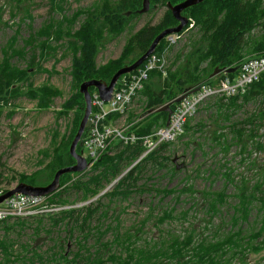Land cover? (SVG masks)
Wrapping results in <instances>:
<instances>
[{
	"label": "trees",
	"instance_id": "1",
	"mask_svg": "<svg viewBox=\"0 0 264 264\" xmlns=\"http://www.w3.org/2000/svg\"><path fill=\"white\" fill-rule=\"evenodd\" d=\"M5 1L10 6L12 18H17L20 13L23 16L16 24L17 29L14 34L2 48L0 101H13L11 105H15V101L20 96L17 85L29 74L30 79L37 73L45 72L47 69L44 67V63L49 58H53L55 53L57 55L61 50L69 51L70 49L72 51L71 88L75 93L66 103L65 108L68 111L79 106L78 122L84 115L85 106L84 97L78 92L80 85L90 80L109 83L120 69L135 63L148 51L160 33L179 25L168 4L177 5L185 0H150L154 6L167 8L164 17L159 23L154 25L148 23L131 34L125 42L120 57L110 60L102 66H99L97 62L99 54L109 43L130 29L134 20L142 16L140 10L143 7V0H98L87 10H78L71 15L68 14L70 11L67 10L69 0H49L52 11H58L61 19L51 18L37 31L33 32L31 29L28 38L23 39L22 45L19 44L21 25L29 21L28 26L32 28L34 21L32 0ZM3 8L5 7L0 0V29L3 26L9 27L8 22H3L5 10ZM183 15L187 18H193L198 28L189 32V39L191 38L189 49L187 52L177 55L174 67L169 70L166 77H163L159 70L151 72L142 91L149 96H147L149 99L148 108L150 109L148 113L165 106L181 95L194 92L200 85L216 86L219 77H213V75L217 70L222 72V77L235 78L246 60L252 59L253 56L254 58L264 56V0H205L201 4L185 10ZM81 18L84 19L77 27ZM187 28L189 27L187 26ZM196 33L199 34L195 38ZM165 43L166 39L159 44L155 54L161 55ZM182 58L187 61L185 69L183 66L177 67V63ZM15 59L26 64V67L21 68L14 64ZM34 91L36 90L32 89L26 94L28 99L35 100ZM40 92L42 96H46L42 98L41 107L43 108H46L52 98L57 96L56 92L47 88L40 89ZM96 92L95 88H90L91 95ZM251 103L258 105L254 112L242 121L233 122L232 117ZM176 106L177 103L171 106L172 111L175 110ZM213 106L217 109L213 116L214 121L219 126L218 130L214 132L215 144L226 152L236 147L242 156L243 164L250 161L252 154L248 150L249 144L245 138L249 137L248 139H252L260 148L263 147L257 139L261 137L259 130L264 127V74L259 82L251 86L246 95L231 98L228 102L219 101ZM148 113L144 120L135 124L128 131L129 134L142 137L149 135L152 127L156 124L162 123V127L167 125L168 113L161 112L150 115ZM202 127L200 125L199 130ZM184 130L182 139L188 137L190 133L196 134L194 126H190L189 121ZM88 134L89 127H86L82 141ZM82 141L77 148L79 153L84 152ZM171 148V143L164 144L156 153L134 164V167L129 170L128 176L121 179L109 196L128 198L134 193L133 190H136L135 187L142 179L145 171L151 170L155 173L161 171L169 161L174 164L170 156L166 157L171 152ZM117 150L118 153L112 151L113 156L109 154L103 156L92 167L89 176L87 175L88 179L86 181L83 178L79 179L72 187L96 196L103 189L104 183L118 178L144 153L140 144L124 146L120 143ZM245 154L247 157H244ZM57 159L58 169L76 164L67 147L59 151ZM224 164L222 168L226 172L220 173L224 180L222 189L220 191L209 189L210 191L203 193L205 196L204 207L207 209L210 219L218 214L222 215L221 209L229 205V199L234 198L236 200L235 204L231 206L233 210V214L230 216L231 229L221 239L219 238L220 229L213 231V238L204 235L201 239H197L195 230H191L186 237H171L166 241L153 242L152 245L148 243L147 247L150 246L149 248L137 249L133 244H128L127 240H122L117 231L113 242L122 247L123 252L109 255L106 261L102 260L99 253L97 255L91 254L95 258H90L87 262L90 264H232L234 260H239L246 264L250 253L259 254L263 252L264 180L258 181L253 186L250 185L245 176H241L240 181H236L234 170L227 168V163ZM177 170V166L174 165V173ZM70 176L71 174L63 175L60 186ZM211 176H213L212 172H210L209 177ZM22 182L25 181L22 180ZM42 183L37 179L27 182L32 186H40ZM229 187L233 188V194H228ZM187 189L192 191V186ZM163 192L158 191L160 194ZM173 193H175L174 190L166 191L167 195ZM253 210L258 211L259 217L250 225L249 231H245L242 225L249 223ZM173 212V209L163 212L159 222L174 220ZM93 213V210H88L85 218H77L78 222L82 221L84 233L86 224ZM76 214V211L64 213L55 223L58 226L66 218L73 220L76 218ZM209 223L205 226L207 230ZM5 226L6 224H0V227ZM107 233L105 232V235ZM90 236L92 235L86 234L82 239L86 241ZM98 242L99 249L97 250L102 252L108 250V245H103L101 236ZM76 256L73 260L67 261V264L84 263L82 259L81 262L79 259L82 255Z\"/></svg>",
	"mask_w": 264,
	"mask_h": 264
},
{
	"label": "rangeland",
	"instance_id": "2",
	"mask_svg": "<svg viewBox=\"0 0 264 264\" xmlns=\"http://www.w3.org/2000/svg\"><path fill=\"white\" fill-rule=\"evenodd\" d=\"M96 2L98 0H69L67 10L70 12L68 14L71 15L78 10H87ZM1 4L5 7L3 8L5 9L3 22H8L9 27L3 26L0 29V62L3 58L2 48L14 34L17 29L16 24L23 16L20 13L17 18H12L9 4L5 0H1ZM166 10V7L151 4L149 12L134 20L130 29L109 43L99 54L98 65L102 66L110 60L118 59L127 38L148 23L153 25L159 23ZM32 13L34 16L32 28L28 26L29 21L21 25L20 45L23 39L28 38L31 29L33 32L37 31L51 18L61 19L58 11H52L49 0H32ZM82 19L84 18L77 23V27ZM187 19L188 27L194 25V28H198L193 18ZM198 34L196 33L194 37L196 38ZM190 39L188 35L181 43L172 44L166 38L163 51L159 56L165 61L167 72L174 67L177 55L187 52L191 44ZM13 63L21 68L26 67V64L17 59ZM178 66H183L185 69L187 61L182 58L177 63ZM44 67L47 69L45 72L37 73L30 79L29 74L17 85L20 96L15 101V105H11L13 101H0V192L6 193L16 188L18 184H27L32 179L43 182L40 186L49 185L57 171L60 170L57 159L59 151L65 147L68 148V152L70 151L84 117L83 115L77 122L79 106L68 111L65 108L66 103L75 93L71 88L72 78L70 76L72 51L69 49V51L61 50L57 55L55 53L53 58H49L44 63ZM80 87L78 88L79 93ZM42 88L53 90L57 94L46 108L41 107L42 98L46 97L40 94ZM32 89L36 90L33 92L35 100H30L26 96ZM147 96L142 92L124 118L115 117L113 121L116 126L130 131L135 124L144 120L142 117L150 110L148 108L149 96ZM219 101L222 100L217 99L204 105L189 120L190 126H194L195 135L190 133L188 137L179 138L178 141L171 143V152L166 157L170 156L174 164L169 161L161 171L155 173L151 170L145 171L135 187L136 190H133L134 193L128 198H112L109 194L113 192L122 178L128 176L135 162L118 178L104 183L100 193L94 196L87 191L72 187L79 179L83 178L86 181L92 167L98 162L92 165L91 159L77 152L85 157L89 166L82 173H69L70 178L60 186V189L48 196L47 200L45 199L40 210L48 212L32 218L2 223L6 226L0 227V264H67V261L73 260L78 254L82 255L79 257L80 262L81 259L84 261L82 264H90L87 262L88 259L95 258L91 254L97 255L98 253L102 256V260L106 261L109 255L123 252V248L113 242L117 231L122 240H127L128 244H133L137 249L149 248L148 243L152 245L153 242L166 241L171 237H186L191 230H195L196 238L201 239L204 235L213 238V231L220 229L219 238L221 239L231 229L230 216L233 214L231 206L236 200L229 199V205L221 209L222 215L218 214L210 219L204 207L203 193L209 189L213 191L222 189L224 180L220 173L226 172L222 168L224 163H227V168L234 170L236 181H240L241 176H245L253 186L258 181L264 180V127L259 130L261 137L257 139L263 145L262 148L252 139H248L249 137L245 138L252 156L250 161L243 164L242 156L236 147L226 152L215 144L214 132L219 126L214 121L213 116L217 109L213 104ZM84 104L83 114L86 109L85 99ZM257 107L258 105L254 103L247 105L232 117V121L238 122L246 119ZM200 125L203 127L199 130ZM162 126V123L154 125L149 134ZM119 142L118 140L112 141L101 159L107 154L113 156L112 151L118 153ZM244 157H247V154ZM174 165L179 167L175 173ZM210 172L213 174L211 177H209ZM190 186H192V191L187 189ZM160 190L164 192L158 193ZM169 190H174L175 193L167 195L166 191ZM228 190V194H233L232 187ZM172 209L175 219L164 223L159 222L163 212ZM88 210H93L94 213L87 222L84 233L82 221L78 222L77 218H85ZM72 211H76V218L73 220L66 218L57 226L55 221L59 220L62 214ZM258 217V211L253 210L249 223L242 225L243 229L249 231L250 225ZM207 223H209L208 230L205 228ZM105 232L108 233L105 235ZM86 234L92 236L84 241L82 238ZM100 236L103 245H108V250L105 252L97 250ZM232 264L243 263L234 260ZM246 264H264V251L259 254L250 253Z\"/></svg>",
	"mask_w": 264,
	"mask_h": 264
},
{
	"label": "built area",
	"instance_id": "3",
	"mask_svg": "<svg viewBox=\"0 0 264 264\" xmlns=\"http://www.w3.org/2000/svg\"><path fill=\"white\" fill-rule=\"evenodd\" d=\"M193 28L194 25H190L180 34L172 35L167 39L172 44L181 43ZM153 70L161 71L164 77L168 73L165 61L155 53L136 71L119 79L109 102H104L98 92L92 95V113L87 126L89 134L83 141V156L91 159L92 165L101 159L110 143L115 140L120 141L119 143L124 146L140 144L143 147L144 153L135 164L156 153L162 145L178 141L185 132L186 123L204 105L217 99L228 102L231 98L246 95L251 86L259 82L264 74V56L246 60L235 78L222 77L221 73L216 76L219 77L216 86L203 84L194 92L184 94L186 96L177 103L170 117L169 125L161 127L149 135L139 137L116 126L113 119L115 117L124 118L129 113ZM145 117L146 115L142 118ZM4 194L3 191L0 192V197ZM46 198L15 194L0 204V224L32 218L43 212H48L40 210Z\"/></svg>",
	"mask_w": 264,
	"mask_h": 264
},
{
	"label": "water",
	"instance_id": "4",
	"mask_svg": "<svg viewBox=\"0 0 264 264\" xmlns=\"http://www.w3.org/2000/svg\"><path fill=\"white\" fill-rule=\"evenodd\" d=\"M204 1L205 0H185L184 2L179 3L177 5H172L171 3H169L168 4L169 9L171 10L175 19L179 22V25L177 27L166 29L162 33H160L155 38V40L151 44L148 51L141 58H139L132 65L120 69L113 76V78L111 79V81L109 83L98 81V80H90V81L84 82L80 87V93L83 94L84 99H85V103H86L85 114H84V117L80 123L78 132H77V134H76V136H75V138L71 144V147H70V154L73 157V159H75L76 164L73 166H70V167L62 168L59 171H57V173L54 176L53 181L47 186L36 187V186H32V185L26 184V183L18 184L16 188L6 192L4 195H2L0 197V204L4 203L7 199L14 196L15 194H23V195L35 196V197H48L60 189V180H61V177L63 175L69 174V173H82V172H84L88 168L89 164H88L87 160L85 159V157H83L82 155L77 153V147L82 140V137L85 133V130H86V127L88 124V120H89L90 115L92 113V95L90 93V88H95L97 90V92L99 93L100 98L104 102H109L112 98V94L114 92V89H115L116 84L119 81V79L124 75L130 74V73L136 71L140 66H142V64L151 55H153L155 53L157 47L159 46V44L164 39H166L172 35L180 34L184 30V28L188 25V19H187V17H185L183 15V12L185 10L191 8V7H194L196 5L201 4ZM150 5H151L150 0H144L143 8L140 11V13L145 14V13L149 12ZM221 73H222L221 71L217 70L214 73L213 77H216L217 75H219ZM185 96L186 95L179 96L174 101L166 104L165 106H163L159 109H156V110L152 111L151 113H148V115L153 114V113L166 112V113H168L167 125H169L170 117L173 113L171 106L173 104L181 102V100L183 98H185ZM178 168L179 167H177V169Z\"/></svg>",
	"mask_w": 264,
	"mask_h": 264
},
{
	"label": "bare ground",
	"instance_id": "5",
	"mask_svg": "<svg viewBox=\"0 0 264 264\" xmlns=\"http://www.w3.org/2000/svg\"><path fill=\"white\" fill-rule=\"evenodd\" d=\"M235 75V74H234Z\"/></svg>",
	"mask_w": 264,
	"mask_h": 264
}]
</instances>
